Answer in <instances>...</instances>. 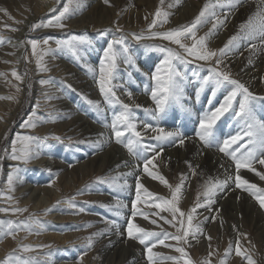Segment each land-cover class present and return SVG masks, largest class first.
<instances>
[{
	"label": "rangeland",
	"instance_id": "1",
	"mask_svg": "<svg viewBox=\"0 0 264 264\" xmlns=\"http://www.w3.org/2000/svg\"><path fill=\"white\" fill-rule=\"evenodd\" d=\"M109 1L108 4H105L103 0L104 9L92 10L87 6L86 0H73L70 5L68 0H0V221L5 222V227L7 222H14L16 225L27 223L30 228V230L17 229L14 239L12 236H0V261H3L9 254H13L20 257L21 260H28L29 264H148L145 245L127 237L128 222L131 221L148 232L160 234L159 239H163L164 233L169 234V238L165 240L164 245L157 243L156 247L153 248L154 259L161 261V264H175V261L167 259L168 257L176 258L179 260V264H184L185 259H191L193 264H201L205 259H210L211 264H220V261L225 259V253L230 245L232 246V252L227 258V264H243L241 258L235 255L237 242H239L242 250H247V254L251 255L256 264H264V208L259 206L258 201L249 192L235 187V176L237 175L235 163L230 156H226L218 150V146H222L223 141L217 144L216 139H214L211 148L214 147V150L219 151L221 154H217H220L221 157L225 156L223 162L226 165L227 173L223 175V178L227 181L224 187L227 192L224 196L228 197L231 194L230 182L236 188L235 192L243 191L246 198L237 195L233 199L234 204L231 205L225 201L216 203L213 196L214 203L208 206L203 193L206 183L210 181L207 179L202 180L194 168L189 169L185 164L179 165L181 168H173L165 158L161 157L163 155L162 149H160L161 142L151 138L156 133L147 136L137 126V130L142 135L144 134L143 143L155 147L157 150V153L154 154L151 151L144 152L142 148L138 149L142 154L141 162L143 163L145 157L151 159L156 155V159L153 160L155 167L151 166L149 170L156 175L163 176L172 189L182 184L178 202L180 210L187 214L198 202L205 205L197 208L196 213L193 214V226L199 225L202 234L199 235L198 239H192L190 236L189 244H181L171 238L173 235L178 234L176 229L180 226L179 223L174 222L176 227L166 224L161 217L171 220V214L149 207L148 205L152 203L150 199L145 198L143 203L137 204L139 212L144 213L148 218L145 219L144 216L139 214L133 217L131 209L129 218L124 225L120 213L126 210V214H128V206L126 207L123 204V189L119 185L117 176L114 177L110 172L109 161L104 162L103 160L101 162L99 160L100 164L92 162L93 165H91L96 153L93 151L91 144L88 143V138L80 135V132L79 134H74L71 131H68L67 134L59 133L55 128L59 124L73 122L75 114L78 117H87L97 126L98 124L104 125L103 122L106 118L109 120L103 126L106 130L98 133V136L108 142L109 136L112 146L116 144L111 130V122L114 115L119 114L123 109L118 104L109 105L105 103L103 96L100 94L97 81L99 79L100 63L104 59V51L109 43L121 36L125 37V46L128 49L127 56L132 58L133 65L129 66L122 62L125 54L122 47L116 45L115 48L120 52V60L118 61L112 87L116 96L123 103L132 105L136 124L138 116H143L146 124L166 128L163 126L162 121L168 117L169 111L173 113L175 111L177 114L189 118L190 115H188L185 106H182V102L186 97L185 92H189V90H186L188 84L192 81L198 82L203 89L220 90L225 100L234 90V86L227 82L218 85L215 79L212 78L214 75L210 71L212 68H215L217 72L228 73L231 79L244 84L254 95L264 97V90H262L264 88V67L261 66L263 68L261 69L262 80L250 86L244 83L227 64V53L233 49L238 50L237 46L242 36H238V39L225 49V45L230 38L224 41L222 46L213 48L210 47L209 35H205L215 28L213 25L216 22L212 25L209 24L211 27L208 29V33L200 35L199 31L202 26L204 27L208 23L209 19L207 18L217 11L216 7L211 4L213 0H205L203 6H200L199 10L197 9L193 14V18L187 19V23L185 22L186 24L182 25L190 26L199 16V13L205 9V5H208L205 16L193 29L196 40H193L190 36L182 38V43H185L187 47H191L193 42L203 39L204 48H198V50L217 53L215 57L207 61L198 60L187 55L183 49L178 48V45L175 46L167 40L156 38L137 41L132 39L133 34L150 36L157 32L165 33L181 28V25L178 27L170 25L175 19V15H173L174 1L142 0L143 3L140 0ZM200 1L197 0V2ZM66 5L69 6L70 13L63 20L66 25L63 29L51 27L32 28L34 24L47 22V20L54 18ZM43 9V13L34 22L30 23L28 32L21 39L24 41L26 48L22 52L24 55L23 61L18 63L15 57L18 48L13 46L17 43L14 32L20 30V25L24 22V19L32 17L36 10ZM157 11L167 13V16L156 17ZM108 16L109 19H107ZM153 20H156V25L151 28L152 31H149ZM80 24L83 27L77 29L76 26H80ZM74 27L76 28L74 29ZM73 35L87 41V43L77 46L78 57L74 56L68 47H58L57 45V41L69 40ZM45 39L49 41L47 45L43 43ZM33 40L39 42L35 55L30 44V41ZM159 48L172 49L182 57V59L173 60L172 63L183 76L181 82L183 96L179 102L171 101L165 114L156 120L145 111L148 108L144 106V100L153 103L151 89L155 87L156 82L151 79V75L155 71L151 72L150 76L146 75L147 72L143 71L141 66L143 62L145 63L148 60H158L157 64L161 66L166 58V53L157 50ZM221 49H225L223 55L220 53ZM218 61L219 63H217ZM89 69H92V71H89ZM13 71L20 77L19 80L12 76ZM206 80L207 83H205ZM41 81H47V83L41 84ZM88 86H92V92L95 94L94 98L86 90ZM140 88L144 89L146 96L139 94L138 90ZM190 91L192 90L190 89ZM128 93H131V98L127 95ZM241 99L242 97L238 95L233 103V109L225 113L220 121H233L246 129L243 121L234 116V111H238ZM89 101H92V103L90 104ZM95 104L100 105V109L105 107L108 113L98 111L93 106ZM189 104L191 103L189 102ZM136 105L140 107L137 108ZM191 105L197 111L203 108L199 98L194 99V103ZM152 106V109H154V103ZM255 112L259 119L261 113L264 116V101L255 103ZM30 118L35 123V127L26 126ZM261 120H264V118H261ZM217 127L213 128L214 138ZM17 135H29L41 140L42 147L37 150L39 158H34L27 164L10 158L12 155V142ZM53 137H59L60 139L57 140ZM129 139L134 140L136 138L130 132L122 137L124 143H127ZM124 143L118 144L120 151L131 155L124 147ZM158 150L160 151L158 152ZM229 151H232V147ZM159 153L160 158H158ZM237 156H240V154H237ZM53 159L60 160L68 173L65 170L63 172L58 168L50 167V162H54ZM260 165L256 161V166H252L255 171L241 168L239 176L247 180L248 173L254 174V179L247 181L250 184H255L258 189H264V180L255 174L260 171L258 167ZM13 169H19V171L13 172ZM10 173L13 174L11 188L8 184ZM72 176L77 177L73 178ZM68 180L70 183H68ZM139 181L154 197L171 199L172 192L170 188L161 184L158 180L152 179L146 173L144 176H139ZM34 186L36 188L44 187L47 191L44 193L43 189L41 193V188L33 189ZM190 187L191 196L187 198L185 194L187 188ZM34 190H37V192ZM34 193L36 194L34 195ZM29 195L33 196L29 197ZM37 196L38 199H36ZM133 196L129 201L131 208L135 202V194ZM26 199L33 201H29V204L25 202ZM223 199L225 198L220 201ZM111 200L113 201L112 204ZM249 200L254 203L259 209L258 212L263 216V219L258 220L257 223L250 216L251 212H247L248 205L251 206ZM184 201H187V205ZM155 202L159 203L160 200L157 199ZM70 203L75 207H70ZM17 209H27V211L17 212ZM58 216L62 219L57 220ZM180 219L177 215V221ZM183 219L186 227L187 216ZM153 220L156 221L155 224L152 223ZM34 221H39L40 224L38 225ZM112 221L115 222V225L109 223ZM251 221H254V226ZM121 226H123L121 231L124 240L121 242V246L116 245L117 248L111 245V237L120 231ZM89 237L92 238L91 248L88 247ZM209 237H211L210 240ZM156 240L157 237L150 238L147 242L148 246H151ZM25 246L34 250L24 252L21 248ZM181 246L185 248L188 254L186 257H182L180 253L174 251L175 247Z\"/></svg>",
	"mask_w": 264,
	"mask_h": 264
},
{
	"label": "snow or ice",
	"instance_id": "2",
	"mask_svg": "<svg viewBox=\"0 0 264 264\" xmlns=\"http://www.w3.org/2000/svg\"><path fill=\"white\" fill-rule=\"evenodd\" d=\"M73 0H68V4H72ZM109 0H104L105 4H108ZM261 3L264 4V0H261ZM208 8V5H205V9L199 13L196 20L190 26H182L179 29L171 30L165 33H155L150 36L141 35H132V39L140 41L144 39H162L171 42L172 44L178 45L181 49L184 50L185 53L189 56H193L198 60H209L212 57H215L217 53L215 52H202L199 49L204 48L203 39L196 41L191 47H187L184 43H182V38H188L189 36L196 40L195 33L193 29L196 28L197 24L200 23L202 17L205 16V12ZM55 11V9H53ZM70 13V8L68 5L64 6L61 11H59L58 15L54 18L47 20V22H41L32 25L33 29L39 28H60L63 29L66 25L63 23V20L66 18L67 14ZM156 17L167 16V13H161L160 11L156 12ZM222 23V22H221ZM156 25V20H153L152 25L149 27V31L151 28ZM215 27V25H213ZM242 30H244L245 36L250 40H255L257 37L264 39V9L259 10L255 17L250 18L247 24L241 26ZM119 30V29H118ZM15 31V29H13ZM238 37L233 36L229 39L228 43L225 45V49L229 47V45L233 44V41L237 40ZM38 41H30L32 52L35 55L36 50L38 48ZM45 45L49 43L47 39L43 41ZM87 43L81 37L73 35L71 39L65 41H57L58 47H68L69 50L72 51L74 56L78 57L77 46L79 44ZM116 45H120L122 47V51L125 54L122 62L126 65L132 66L133 61L130 56H127L128 49L125 46V37L121 36L117 40H113L108 44L107 49L104 51V59L101 60L100 68H99V79L97 81L99 85L100 94L103 96L105 103L109 105L118 104L123 109L119 114L114 115V118L111 122V130L113 136L115 138V142L117 144L124 143L122 141V137L126 135V133H131L133 137L136 139H129L127 143H124V147H126L129 154L137 157V159L141 158V153L138 149L142 148L144 152L151 151L154 154L157 153L155 147H152L146 143H143L144 136L140 131L137 130V124L134 122L135 117L133 113V107L130 104L123 103L118 96H116L115 91L112 87V82L115 79V73L118 68V61L120 60V52L115 48ZM255 48V45H253ZM225 49H221V55L224 54ZM161 52L166 53V58L163 61V64L158 67L151 75V79L156 82L155 87L151 90V99L155 105L154 109H145L150 115H152L153 119L158 120L161 116H163L170 104L171 101L179 102L183 96V88L181 86V82L183 80L182 74L174 67L173 60L182 59V57L174 52L172 49L159 48L157 49ZM39 64V61L37 62ZM219 63V61L217 62ZM92 71V69H89ZM210 71L214 74L212 78L215 79L216 83L222 84L227 82L234 86V90L225 98L222 104L217 107L214 111L206 114L199 122V131L197 132V137L204 144L205 147H211L214 142V132L213 128L217 122L225 113L229 112L233 109V103L236 100L237 96H241L242 99L239 101L238 111H234V116L243 121L246 126V130L242 135L232 136L229 139H225L222 142V146H218V150L224 153L226 156H230V158L235 163V168L237 175L235 176V187L238 189H242L243 191L249 192L259 203L261 208H264V189H258L255 184H250L247 180L242 179L239 176V171L241 168H247L249 171H255L252 167L253 163L258 161L259 164L264 165V120H261L257 117L255 112V103L257 101H264V97H258L249 91L244 84L238 82L235 79H231L228 73L217 72L215 68L210 69ZM12 76L17 80L20 77L17 75L15 71L12 72ZM208 81L206 80L205 83ZM42 84L47 83V81H42ZM19 91V89H17ZM129 98H131V93L127 94ZM91 104L92 101H89ZM98 111H100V105H93ZM139 108V105H136ZM27 127H35V123L32 122L31 118L26 125ZM146 133L151 131L156 133L155 136L151 137L158 142L165 141H175L177 138H180L181 134L178 131H166L162 127H153L151 124L144 125ZM248 137V143L244 145L245 152L240 156H237V151L239 149H233L229 151L230 147L233 144H236L238 141L243 139L244 137ZM54 139L59 140V137H53ZM179 143L183 145L184 140L182 138L179 139ZM19 145V147H17ZM251 145V147H248ZM42 147V142L39 138L29 136V135H17L16 139L12 142V155L11 159L20 161L21 163L27 164L31 162L34 158H39L37 150ZM158 155V154H157ZM156 159V155H154L151 159L144 158L143 160V171L152 179L158 180L161 184L170 188L172 192L171 199H161L158 197H154L151 192L148 191L144 187V185L139 181H136L135 187V202L132 204V216L135 217L137 214L144 216L145 219L148 217L139 212L137 209V204L143 203L144 199L152 200V203L149 204V207H153L159 209L161 212H168L171 214L172 219L168 220L164 219L166 224H169L173 227H176V223H179V227H177L176 231L178 234L173 235L171 238L178 243L181 244H189V237L192 239H198L199 235L202 234V229L199 225L193 226V214L196 213L197 208L204 207L203 203H197L195 207H193L190 212L187 214L180 210L178 207L179 196L181 194L182 184L177 185L174 189L168 185L167 180L160 175H156L154 172L149 170V165L153 164V160ZM19 169H13V172H18ZM260 176L262 180H264V174L256 173ZM13 182V174H9L8 176V184L11 188ZM104 182V181H100ZM227 181H215L208 182L205 185V191L203 195L206 198V203L210 206L214 203L212 197L215 195L216 191L222 190L226 186ZM126 185H120V187H125ZM159 199L160 202L156 203L155 201ZM70 207H75L70 203ZM17 212H24L27 209H17ZM82 211V210H81ZM119 215V213H117ZM177 215L181 218L177 221ZM187 216V226L185 227L184 217ZM36 224H40L39 221H34ZM115 225V222H109ZM153 224L156 223L155 220L152 221ZM30 230L29 225L27 223H22L16 225L14 222H7L5 227V222L0 221V236H12L15 238L16 230ZM160 234L155 232H148L145 229L138 227L136 224L131 221L128 222L127 227V237L131 240H137L140 244L145 245L147 252V260L148 264H161V261L154 259L153 248L156 247V244L159 243L164 245L166 239L169 238V234L164 233L163 239H159ZM243 235V234H241ZM152 237H157L155 243H152L151 246H148V241ZM209 240L211 237L208 238ZM167 246V245H165ZM88 247H92V238H88ZM22 251L30 252L34 249L30 247H22ZM15 251V250H14ZM174 251L181 254L182 257H186L188 254L185 251L184 247H175ZM232 252V246L230 245L228 250L225 253V259L220 261V264H227V258ZM211 256V253L209 254ZM235 255L240 257L243 264H256V262L252 259L251 255L247 254V250H242L239 246V242H237V246L235 247ZM167 259H171L175 261V264H179V260L173 257H168ZM0 264H29L28 260H21L20 257L14 256L13 254H9L3 261H0ZM184 264H193L191 259H185ZM201 264H211L210 259H205L201 262Z\"/></svg>",
	"mask_w": 264,
	"mask_h": 264
},
{
	"label": "bare ground",
	"instance_id": "3",
	"mask_svg": "<svg viewBox=\"0 0 264 264\" xmlns=\"http://www.w3.org/2000/svg\"><path fill=\"white\" fill-rule=\"evenodd\" d=\"M86 1L88 3L87 6L89 8H91L92 10L104 9L103 6H105V5H103V0H86ZM117 1H115V2L117 3ZM140 1H141V3H143L142 0H140ZM173 1H174V5H175L174 6L175 9L173 10V13H174L173 15H175V17H174L175 19H173V22L170 24L173 27H175V26L178 27L180 25L182 26L183 24H186L187 19H191V17L196 12V10L200 6H203V3L206 2L205 0H201L200 2H197V0H172V2ZM154 4H152V5H154ZM211 4H213L216 7L217 11L214 15H211L207 18V19H209L208 23L206 24L208 26H206V25L204 27L202 26V29L199 31L200 35L208 33V31H209L208 29L211 27L209 24L212 25L214 22H216L215 28L212 29L208 34H205V35H209L210 47L218 48L219 46H222L224 41L228 40L229 38H231L233 36H236V37L242 36L240 38V42L237 46L238 50L233 49L227 53V55H226L227 64L230 66L232 71H235V73H237V76L240 79H242L244 81V83H247V85L253 86L254 83H259L262 80V76H261L262 70L261 69H263L262 67H264V39H262L260 37H257L255 40L248 39L245 36L244 30H242L241 26L247 24V22L249 21L250 18L255 17L256 13L259 10L264 9V4L261 3V0H213V1H211ZM43 11H44V9L43 10H36L32 17L24 19V22L21 23V25H20V27H21L20 30L18 32H14L15 37H16L15 40L17 41V43L13 44V46H16L18 48L17 54L15 56L18 63L23 61L22 59H23L24 55L22 54V52H24V50L26 48L24 41L21 39L28 32V27L30 26V23L34 22V20L36 18H38L43 13ZM106 11H108V10H106ZM106 11H102V12H106ZM110 11H112V10H110ZM113 11H115V10H113ZM171 13H172V11H171ZM110 15H111V13H110ZM101 17H103V15H101ZM104 17H105V13H104ZM107 19H109V16ZM81 24H80V26H76L77 29H80L81 27H83V25L81 26ZM76 27H74V29ZM146 29H148V28H146ZM157 33H159V32H157ZM146 34H148V33H146ZM149 34H151V33H149ZM194 43L195 42H193L192 44H194ZM253 45H255V48H253ZM178 48H180V47H178ZM157 61L158 60H148V61H145V63L144 62L142 63L141 67H143L142 68L143 71L147 72L146 75L150 76L151 72L156 71V69L158 67H160L157 64ZM259 67H261V68H259ZM202 84H203V82H202ZM263 84H264V81H263ZM91 87L88 86L86 90L88 92H90L91 93L90 95L94 98L95 94L92 92L93 89ZM190 89L192 91H190ZM186 90L187 91L189 90V92H185L184 95L186 97H185L184 101L182 102L183 103L182 106L184 105L186 111H188V115H190L189 118L183 117L181 114H177V112H175V111H174V113L169 111L170 113H169L168 117L162 121L163 126L166 127L164 129L166 131H178L181 134L180 138H182L184 140V143H183V145H181L179 143L180 138H177L175 141L170 140V141L161 142L160 149H162L161 152L163 153V155L161 156L160 155L161 152H160L158 158H160V156L162 158H165V160L173 168H181V167H179V165H181V164H185L189 169H191V167H192L198 173V175L200 176V178L202 180L207 179L210 182H215L217 180L225 181L223 178V175L225 173H227L226 172V165L223 162V159L225 156L221 157V155H220L221 153L219 151L214 150L213 149L214 147L213 148L205 147L204 144L197 137V132L199 131L200 120L205 116L206 113L209 114L210 112L214 111L217 107H219L220 104L223 103L224 95H222L220 90H212V89H206V88L203 89L201 87V85H199L198 82H196V81H192L190 84H188V87ZM262 90H264V88H262ZM53 91H56V90H53ZM138 92L142 96L143 95L146 96V94L144 93V89L140 88V90H138ZM57 97L59 98L60 96H57ZM196 98H199V100L203 104V108H201L200 111H197L191 105L194 103V99H196ZM129 101H131V100L129 99ZM189 102L191 104H189ZM204 102H206L205 105H204ZM152 105H153V103H150V102L144 100V106L147 107L148 109H152V107H153ZM101 112L108 113V111L105 109V107H102ZM67 113H70V112H67ZM73 114H75V113L73 112ZM76 116H77V114H75V116H74L75 118H74L73 122L59 124V126H57L55 128H57L59 133H64V134L66 133L67 134L68 131H71V132H74V134H76V133L79 134V132H80V135H82V136L84 135L85 137L88 138V140H89L88 143L91 144L93 151H95V153H96L95 159H93L92 161L90 160L91 165H93L94 162L97 163L99 160H101V162L103 160H104V162L106 160L109 161L108 166L110 167L109 168L110 172H112V175L114 177H115V175L117 176L119 185H126L125 187H121V188L123 189L122 201L126 207L128 206V208H127L128 214H126V210H123L120 213L121 220L124 222V225H125L127 219L129 218V213L132 209L131 204L129 205V201H130V199H132L134 197L133 195L135 194L136 181L139 179V176L145 175V173L143 171V163L141 162L140 159H137L132 155H128L126 152L125 153L121 152L120 147L118 146L117 143L112 146L111 138L109 136H108L109 142L103 138H99L98 133H101V131L106 130V129H104L105 127H103V126H105V123H108L109 120H107L105 118V120L103 122L104 125L98 124V126H97L96 123L92 122L90 119H88L85 116H79V117L78 116L76 117ZM222 118H223V116L220 117L219 120H217V122L214 126V128L218 126L216 128L217 133L215 134V139H216L217 144H220V142H222L225 139H229L232 136L242 135L243 132L246 130L245 128L241 127L240 125L234 123L233 121H225V122L220 121ZM261 118H264L262 113H261L260 119ZM145 124L146 123L143 119V116H138V120H137L138 128H140V130L143 133L145 132V135H147V136L154 135V133L151 131H148L146 133L145 128H144ZM41 130H43V128H41ZM247 143H248V137L245 136L243 139H241L236 144H233L231 146L232 150L233 149H239V151H237V154L241 155L242 153L245 152L244 145H246ZM248 147H251V145H248ZM159 151L160 150H158V152ZM217 153H220V154H217ZM101 162H98V163L100 164ZM49 165H50V167H52L54 169L58 168V170H62L63 172L66 169L60 160H54V162H50ZM89 166H90V164H89ZM151 166L152 165H149L148 167L150 168ZM252 166H256V162H254ZM184 167H182V168H184ZM258 167H259L260 171H258L256 173L264 174V165H260ZM11 171H12V169H11ZM69 171H70V169H69ZM79 171H81V170H79ZM65 172L68 173V170L67 171L65 170ZM78 174H80V173H78ZM72 177H69V178L71 179ZM76 177L77 176H75L73 178H76ZM254 177H255L254 174H252V175L250 173L247 174V180L248 181H252L254 179ZM68 183H70L69 180H68ZM18 184H19V182H18ZM229 186H230L229 189L231 190V194H229L228 197L224 196L227 192L224 188L222 190L216 191V193L214 195V200L216 203H222L225 201V202H229V204L233 205L234 204L233 199L237 195L243 196L244 198H246L243 191L235 192L236 188H234V186L230 182H229ZM25 187H27V186H25ZM29 187L30 186H28L27 188H29ZM39 188H41V187H39ZM39 188L38 187L36 188V186L33 187V189H39ZM15 189H16V186H15ZM43 189H44V187L41 188V193H42ZM34 191L37 192V190H34ZM44 191H45V189H44ZM46 191H47V189H46ZM46 191L44 193H46ZM14 192H15V190H14ZM24 192H22V193H24ZM38 193H39V191H38ZM35 194L36 193H34V195ZM185 195L187 198H189L191 196V187L189 189L187 188V193ZM32 196L29 195V197H32ZM25 198H26V195H25ZM222 198H225V199L220 201ZM36 199H38V196ZM26 200H25V202H28L29 204H30L29 201H33L30 199H28L27 201ZM250 202H251V206L248 205L247 212L248 211L251 212L250 216L257 223L258 220L263 219V216L260 214V212H258L259 209L254 205V203L252 201H250ZM112 203H113V201L111 200V204ZM31 205H33V204H31ZM186 205H187V203H186ZM36 211H37V209H36ZM115 216H116V214H115ZM58 219L61 220L62 218H60V216H58L57 220ZM253 222H252V225H253ZM258 227H260V226H258ZM121 229H123V226H121L120 231L118 233H116V235L111 237V242H112L111 245L112 246H116L117 244H119L121 246V242L124 240V238H123L124 235H123V232L121 231ZM109 231H110V228H109ZM72 237H74V236H72ZM137 261H138V259H137Z\"/></svg>",
	"mask_w": 264,
	"mask_h": 264
}]
</instances>
